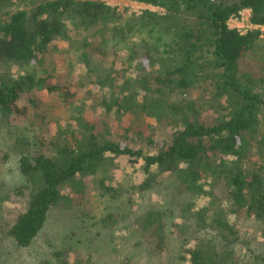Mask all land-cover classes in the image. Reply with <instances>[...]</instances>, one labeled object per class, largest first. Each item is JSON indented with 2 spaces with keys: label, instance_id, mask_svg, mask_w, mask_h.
I'll return each instance as SVG.
<instances>
[{
  "label": "trees",
  "instance_id": "1",
  "mask_svg": "<svg viewBox=\"0 0 264 264\" xmlns=\"http://www.w3.org/2000/svg\"><path fill=\"white\" fill-rule=\"evenodd\" d=\"M131 1L162 11L0 0V164L18 173L0 179V239L30 248L54 209L74 210L65 188L85 195L77 177L100 170L89 192L102 214L76 215L81 254L37 264H165L164 250L166 264H264V38L227 24L243 9L264 24V0ZM53 41L75 61L56 62ZM40 94L64 123L35 109ZM128 107L170 135L165 148L141 129L136 145L109 139ZM5 202L19 205L13 222Z\"/></svg>",
  "mask_w": 264,
  "mask_h": 264
},
{
  "label": "rangeland",
  "instance_id": "2",
  "mask_svg": "<svg viewBox=\"0 0 264 264\" xmlns=\"http://www.w3.org/2000/svg\"><path fill=\"white\" fill-rule=\"evenodd\" d=\"M32 1L33 0H26L27 7H29ZM106 2L109 5L115 7L118 11L127 10L128 12L138 13L140 10L145 8L155 11H162L161 8L131 0H106ZM246 17H249V9L241 10L240 15L236 18L229 19L227 24L229 27H238L239 30L244 31L247 29ZM53 45L56 46L58 54L56 62L63 63L65 61H75L76 52L71 48L70 45L61 41H53ZM258 54L264 55V51H259ZM92 91L95 101H100L102 99V93L96 89ZM39 97L40 100L36 103L35 109L38 112L42 111L50 120L57 119L61 123H64L67 113L58 103V101L55 98H46L42 94H40ZM132 109L133 107H128L125 112H117L115 114L114 126L109 135V139L119 144L129 143L136 145L139 143V138L141 137V134H139L138 130L141 129L142 136H148L150 134L152 141L158 144L159 149L165 148L166 144L171 139L170 135L164 132V130L156 128L153 123L149 121V119L144 117L141 111ZM94 116L95 115L92 112L88 114L89 118H94ZM3 129L4 127L1 126L0 131ZM6 139L7 137L5 136L1 142L6 141ZM142 144L145 145V143ZM17 174L18 173L15 170L14 161H11L6 166L0 164V179L3 182V187L8 188L10 185H12L14 180L18 179ZM100 174L101 171L98 170L91 177H86L84 175L77 177V179L82 182L83 185H85V189H87L85 195L70 186L65 188V192L70 199L74 210L69 209L62 211L60 209H54L52 211L53 214L47 222L46 230L41 233V235L35 240L34 245H32L30 248L17 249L10 243L8 239H0V264H37L42 261V258L55 261L56 256L52 254L53 251H57V257L60 259H69V261H72L74 256L81 254L78 242L80 238L79 227L81 224L78 220H76V215L82 212L86 223L92 224L102 214L100 210L102 208L101 203H99L98 199L89 192V180L91 178L99 177ZM121 175V172L115 173L116 177H120ZM5 188L3 189L5 190ZM152 190L154 193L153 200L157 201L155 200V195H159L161 193L162 187L160 189L155 188ZM135 210H137V208H135ZM18 211L19 205L17 203L5 202L1 207L2 217L6 221L10 222L14 221L15 215L18 213ZM242 225H248L250 227L251 223L244 222L241 224V226ZM259 233V229L252 231V234ZM98 235H100L99 231H93L94 237ZM184 235L188 234L180 233L176 230L173 231V236L176 238L179 237L181 239ZM88 243L89 242L87 240L84 241V244ZM189 243L190 242H187L185 246L189 245ZM236 253L237 255L239 254V248H237ZM161 258L162 260H165V264L170 261L166 250L161 253Z\"/></svg>",
  "mask_w": 264,
  "mask_h": 264
},
{
  "label": "built area",
  "instance_id": "3",
  "mask_svg": "<svg viewBox=\"0 0 264 264\" xmlns=\"http://www.w3.org/2000/svg\"><path fill=\"white\" fill-rule=\"evenodd\" d=\"M233 18H236V17H231L229 19H233ZM246 27H247V29H245L244 31H246L248 29H256L259 31V37L264 38V24H253L249 21L248 17H246ZM234 28L238 29V27H234ZM244 31H241V32H244Z\"/></svg>",
  "mask_w": 264,
  "mask_h": 264
}]
</instances>
